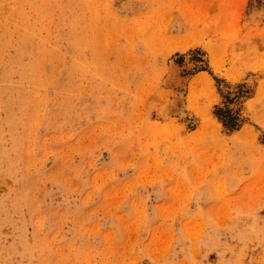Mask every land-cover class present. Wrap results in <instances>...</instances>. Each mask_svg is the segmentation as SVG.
Here are the masks:
<instances>
[{"label":"rangeland","instance_id":"374dc122","mask_svg":"<svg viewBox=\"0 0 264 264\" xmlns=\"http://www.w3.org/2000/svg\"><path fill=\"white\" fill-rule=\"evenodd\" d=\"M0 264H264V0H0Z\"/></svg>","mask_w":264,"mask_h":264}]
</instances>
